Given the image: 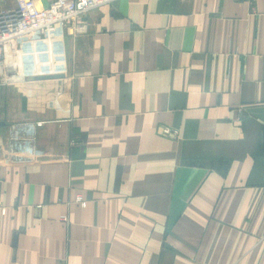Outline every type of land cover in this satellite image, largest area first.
Instances as JSON below:
<instances>
[{"label": "crops", "instance_id": "1", "mask_svg": "<svg viewBox=\"0 0 264 264\" xmlns=\"http://www.w3.org/2000/svg\"><path fill=\"white\" fill-rule=\"evenodd\" d=\"M84 23L67 75L0 84V264H264V0Z\"/></svg>", "mask_w": 264, "mask_h": 264}, {"label": "built area", "instance_id": "2", "mask_svg": "<svg viewBox=\"0 0 264 264\" xmlns=\"http://www.w3.org/2000/svg\"><path fill=\"white\" fill-rule=\"evenodd\" d=\"M117 0H52L40 9L35 0H0V84L20 83L35 78L67 75L69 55L67 36L88 32L84 18L94 9ZM44 122L20 124L18 139L36 141V132ZM166 137L178 132L165 128ZM79 202H82L80 199ZM6 209L0 208V215ZM68 222V218H63Z\"/></svg>", "mask_w": 264, "mask_h": 264}, {"label": "water", "instance_id": "3", "mask_svg": "<svg viewBox=\"0 0 264 264\" xmlns=\"http://www.w3.org/2000/svg\"><path fill=\"white\" fill-rule=\"evenodd\" d=\"M47 78V77H46ZM41 79H45V78H41Z\"/></svg>", "mask_w": 264, "mask_h": 264}]
</instances>
